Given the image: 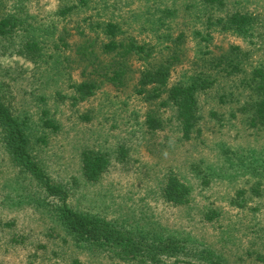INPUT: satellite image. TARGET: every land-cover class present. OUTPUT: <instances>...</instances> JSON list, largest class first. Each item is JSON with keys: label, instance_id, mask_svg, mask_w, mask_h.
I'll return each instance as SVG.
<instances>
[{"label": "rangeland", "instance_id": "rangeland-1", "mask_svg": "<svg viewBox=\"0 0 264 264\" xmlns=\"http://www.w3.org/2000/svg\"><path fill=\"white\" fill-rule=\"evenodd\" d=\"M3 20L0 94L71 206L226 264H264V125L253 118L264 98V0H0ZM112 39L121 48L108 51ZM158 68L169 74L162 90L143 83ZM194 82L198 118L185 137L168 96ZM150 117L161 126L150 129ZM87 151L110 158L96 181L84 176ZM24 175L0 128V264H142L78 243ZM170 176L188 187L185 203L164 198ZM173 260L154 264H182Z\"/></svg>", "mask_w": 264, "mask_h": 264}, {"label": "trees", "instance_id": "trees-1", "mask_svg": "<svg viewBox=\"0 0 264 264\" xmlns=\"http://www.w3.org/2000/svg\"><path fill=\"white\" fill-rule=\"evenodd\" d=\"M215 1V0H208ZM246 23L245 18H236ZM10 21H1L0 32ZM119 26L107 24V32L113 37L117 35ZM122 43L112 39L105 44L109 51L121 48ZM128 52V51H127ZM121 73H117L116 77ZM168 71L165 68L150 70L144 75L143 83L157 85L161 90L167 85ZM264 86V84L262 85ZM94 85L84 83L80 90L83 94H92ZM197 87L194 83H178L169 90L168 99L177 107L185 137H189L197 121ZM264 91V88H263ZM264 95V92H263ZM254 121L264 125V98L255 104ZM150 129H157L161 121L150 117L147 121ZM0 128L3 139L10 150L13 160L20 167V173L31 181L37 182L41 195L36 199L37 205L49 212V215L62 226L78 243L89 248H97L101 253L106 250L112 258L136 261L142 264L173 262L182 264H226L224 259L209 249L190 246L176 237L154 236L138 228L126 227L110 220L100 213L80 210L68 202L69 191L62 183L55 182L47 173L43 164L33 154L29 134L21 120L16 117L11 106L0 94ZM122 154L125 149L121 148ZM83 172L88 181L98 180L110 165V158L104 152L87 151L82 155ZM188 187L174 176L168 178L164 187V198L173 203H185L188 200ZM55 197V202H47V198ZM115 255V256H114Z\"/></svg>", "mask_w": 264, "mask_h": 264}]
</instances>
